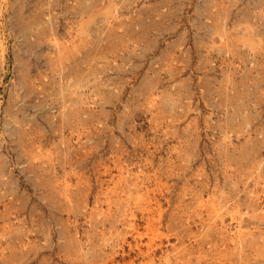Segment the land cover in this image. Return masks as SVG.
<instances>
[{
	"label": "rangeland",
	"instance_id": "374dc122",
	"mask_svg": "<svg viewBox=\"0 0 264 264\" xmlns=\"http://www.w3.org/2000/svg\"><path fill=\"white\" fill-rule=\"evenodd\" d=\"M0 264H264V0H0Z\"/></svg>",
	"mask_w": 264,
	"mask_h": 264
}]
</instances>
